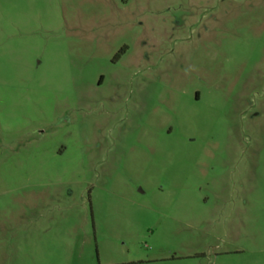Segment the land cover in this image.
Instances as JSON below:
<instances>
[{"label": "rangeland", "instance_id": "1", "mask_svg": "<svg viewBox=\"0 0 264 264\" xmlns=\"http://www.w3.org/2000/svg\"><path fill=\"white\" fill-rule=\"evenodd\" d=\"M0 264H264V0H0Z\"/></svg>", "mask_w": 264, "mask_h": 264}]
</instances>
